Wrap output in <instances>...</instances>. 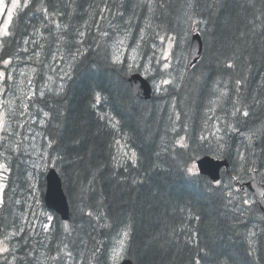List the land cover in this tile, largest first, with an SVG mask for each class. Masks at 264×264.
<instances>
[{
    "label": "trees",
    "instance_id": "trees-1",
    "mask_svg": "<svg viewBox=\"0 0 264 264\" xmlns=\"http://www.w3.org/2000/svg\"><path fill=\"white\" fill-rule=\"evenodd\" d=\"M195 21L205 44L200 64L187 72L171 61L161 95L136 98L127 81L132 71L147 67L149 79L159 80L151 50L157 38L150 34L151 43L141 42L148 45L145 56L137 47L139 66L127 70L128 63L111 50L118 35L151 31L157 24L191 33ZM58 33L71 43L67 51L55 49L64 47ZM35 35L40 39L29 50L36 70L28 108L47 118L31 127L47 136L46 151L62 179L71 219L64 224L54 213L46 227V220L23 222L30 171L36 169L28 165L23 145L31 129L15 125L0 145V163L8 171L0 241L14 253L2 264H114L125 232L121 260L134 264H264L260 207L232 211L228 194L250 179L252 167L260 181L264 172V0H22L0 44V68ZM48 38L54 48L37 46ZM45 50L60 54L59 62L68 57L70 76L62 91H56L63 79L51 55L41 54ZM188 50L189 43L185 60ZM256 132L255 140L247 138ZM119 141L134 158L121 159ZM202 155L229 161L218 185L190 172ZM257 227L262 232L251 236Z\"/></svg>",
    "mask_w": 264,
    "mask_h": 264
},
{
    "label": "rangeland",
    "instance_id": "rangeland-1",
    "mask_svg": "<svg viewBox=\"0 0 264 264\" xmlns=\"http://www.w3.org/2000/svg\"><path fill=\"white\" fill-rule=\"evenodd\" d=\"M28 1L29 0H26L27 3ZM21 5L22 0H0V44L4 38H7L10 35V28L12 26L13 17ZM195 24H197L196 21L192 25L191 33H189V31L187 30L185 34H182L177 30L169 31L165 25L158 24L153 25L151 31L141 29L135 31L134 33L131 32V34L122 32L120 33V35H118V39L116 40L114 45L111 46V50L117 58L126 57L128 59V66L126 65L127 70L134 69L132 67H134L135 65L139 66V64H136V58L138 57V55H136L135 53L137 52V47L140 55L145 56L144 53L148 45L144 43L141 44V42L143 40L150 39L148 42L151 43L152 38L148 35L155 34L153 38H157V42L155 44L152 43L153 46L151 50H156V55L158 57L157 63L160 64V70L163 71V69H165V65L169 64L173 60L178 65V67L187 69L188 53L186 54V60L183 59L182 54L184 52L185 46L190 42L193 32L197 31ZM5 25H7V28H5ZM181 30L184 31V29ZM5 32H7L8 34L5 35ZM163 36L167 38H164ZM38 39L40 38L36 37V35L31 40L27 39L25 41L26 43L24 42L21 49H19L21 53H17V56L13 60L6 61L9 63L5 62L3 64L4 66L0 68V72L4 73L3 77H0V145L5 139V137L3 136L4 132L10 131V128L13 124H15L20 129V131L26 128L31 129V134L28 137H26V134L24 135L27 141L23 142V145L25 146V149H27L26 154L29 157L28 165L36 170L30 171L31 194H29L27 198L30 204H28L27 211L22 215V217L24 218L23 222L25 224H27L28 222L31 223L30 218L40 219L42 221L46 220V227L48 226V224H52L53 218L51 217V213L43 208V203L41 200V181L42 179L45 180V176L42 177L41 172L46 173L49 167H54L55 160L53 158H50V155L46 151L49 149V142L46 140L47 136L42 138V131H36L33 127H31L32 124L36 123L37 121L46 119L47 116L41 114L39 117H37V115L28 108V103L32 101L31 93L34 86L32 75L36 70L35 66L31 64L34 61L33 58L36 57L32 53H30L29 50L30 46L33 47ZM66 39L67 37L64 34H57L58 43L59 41L64 42V47L58 46L55 48L59 53L61 51H67L71 46V43L70 45H67ZM72 39L74 38L72 37ZM79 41L80 40H78V42ZM50 43L51 38H48L46 40V43L39 42L37 43V46H49ZM175 43L177 46V50L174 52ZM50 46L54 48L53 44H51ZM22 52L25 55H23ZM43 53L51 55V60H53L52 67L55 68L57 72H60L63 80L62 82H57L58 86L56 91H62L66 88L67 85L65 80L70 76V74L67 72V70H70V68L67 66L68 57L65 58L62 62H59L58 60H55V58L57 59L60 54H57L52 50L51 53L50 51L46 50L41 54ZM38 55L41 56L40 53H38ZM150 58H152V56H150ZM14 60L20 61V63L15 64ZM23 61L25 63L21 65ZM153 62L155 63L154 59ZM6 69L9 70L8 75L6 74ZM142 72L144 74L148 73V68L145 67ZM161 73L158 74L159 80L156 83V92L158 91V93H161L162 87L168 84L165 83V79H162ZM163 74L166 77L165 73ZM193 76H195V73L193 74ZM10 87L12 89L11 93L9 91ZM43 93L44 92L41 91V94ZM11 95L12 97H10ZM209 131L214 133L215 130L213 128H209ZM250 137L251 139L255 140L258 137V133L256 132L255 136L254 134H249L247 136L249 140H251ZM118 153L123 161L132 159L135 156L134 151H132L124 141H119ZM191 171L193 173H198L196 164L191 167ZM6 173L7 168L0 163V206L2 203V197L5 187L4 180L6 177ZM261 181L264 184V172ZM243 191V185L237 186L235 189L231 188L228 190L229 196L234 201V204L231 205L232 211H235V209H239L241 207L250 209L254 204H256L253 194L248 190H246V192ZM244 201H248V203H245ZM236 213H238V211H236ZM255 214L252 213V215L258 221V215L257 213ZM35 228L36 227H32L31 229L34 230ZM261 232L262 229L260 227L254 228L251 232V236H257ZM2 241L3 244L0 245V247L6 246L9 249L7 242L5 240ZM120 241H125L124 237L117 242L115 252L120 250L121 248V245L119 243ZM0 253L4 254L5 252ZM122 254L116 256L114 253L113 262L115 264L116 262L121 260ZM44 259L42 261L45 262ZM48 262H45V264H48Z\"/></svg>",
    "mask_w": 264,
    "mask_h": 264
},
{
    "label": "water",
    "instance_id": "water-1",
    "mask_svg": "<svg viewBox=\"0 0 264 264\" xmlns=\"http://www.w3.org/2000/svg\"><path fill=\"white\" fill-rule=\"evenodd\" d=\"M204 51V43L201 35L194 31L191 37L190 52L187 60V69L190 70L200 60ZM132 92L139 98L148 100L152 96V87L141 74L135 73L128 79ZM199 173L208 177L212 182H219L223 169L229 170L228 160L215 159L212 156H204L197 161ZM47 192L45 201L48 209L60 215L63 221L70 220V206L63 190L62 180L55 169H50L47 176ZM256 197V203L264 212V185L258 181L257 173L252 171V180L246 184ZM121 264H134L130 259H125Z\"/></svg>",
    "mask_w": 264,
    "mask_h": 264
},
{
    "label": "snow or ice",
    "instance_id": "snow-or-ice-1",
    "mask_svg": "<svg viewBox=\"0 0 264 264\" xmlns=\"http://www.w3.org/2000/svg\"><path fill=\"white\" fill-rule=\"evenodd\" d=\"M45 11H46V9H45ZM57 26L59 27V25H57ZM5 28H7V25H5ZM7 34L8 33L5 32V35H7ZM6 63H9V62H6ZM165 67H167V65H165ZM3 75H4V73L0 72V77H3ZM165 83H168V81H165ZM99 99H100V97L97 96V100H99ZM244 115L247 116L248 113L245 112ZM250 139H251V137H250ZM244 202L248 203V201H244ZM13 235H15V233H13ZM124 237H125V239H127V237H128V233L127 232L124 233ZM5 239H7V237H5ZM119 243L121 245V248H120V250L115 252L116 256L121 255L123 253V249H124V241H120ZM2 244H3V241H0V245H2ZM8 251H9V249L6 246L0 247V252H8Z\"/></svg>",
    "mask_w": 264,
    "mask_h": 264
},
{
    "label": "bare ground",
    "instance_id": "bare-ground-1",
    "mask_svg": "<svg viewBox=\"0 0 264 264\" xmlns=\"http://www.w3.org/2000/svg\"><path fill=\"white\" fill-rule=\"evenodd\" d=\"M135 1V0H134ZM35 56V55H34ZM24 63L22 62V64L21 65H23ZM152 81V80H151ZM152 85H153V94H152V97H151V99H153L156 95H161V93H158V91L156 92V84L152 81ZM150 99V100H151ZM209 156H211V155H209ZM214 157V156H213ZM132 174V173H131ZM138 174V173H137ZM145 175V174H144ZM140 176V175H139ZM129 177V176H128ZM127 177V178H128ZM145 177V176H144ZM143 177V178H144ZM139 178V177H138ZM108 180V179H107ZM111 180V179H110ZM147 181V180H146ZM108 182V181H107ZM100 183H102V182H100ZM105 183V182H104ZM135 183H136V181H135ZM147 183V182H146ZM107 184V183H106ZM101 185V184H100ZM126 185V184H125ZM133 185V184H132ZM135 187V186H134ZM137 187V186H136ZM102 189V188H101ZM104 189V188H103ZM142 189V188H141ZM95 190V189H94ZM106 190V189H105ZM97 193V192H96ZM104 193V192H103ZM110 193V192H109ZM98 194V193H97ZM100 194V193H99ZM92 195H94V194H92ZM97 196V195H96ZM97 199V198H96ZM98 200V199H97ZM92 201H94V199L92 200ZM95 202V201H94ZM97 202H99V201H97ZM101 202V201H100ZM28 204H30L29 203V201H28ZM113 205V204H112ZM94 206V205H93ZM98 206H99V203H98ZM105 208V207H104ZM105 216V215H104ZM119 216V215H118ZM117 216V217H118ZM21 227H22V225H21ZM34 227H36V225H34ZM115 229V228H114ZM120 230V229H119ZM122 231V230H121ZM23 232H24V229L21 231V233L23 234ZM124 232V231H123ZM38 233H40V231L38 232L37 231V228H36V232H35V234H38ZM120 235V234H119ZM123 260H125V259H123Z\"/></svg>",
    "mask_w": 264,
    "mask_h": 264
}]
</instances>
